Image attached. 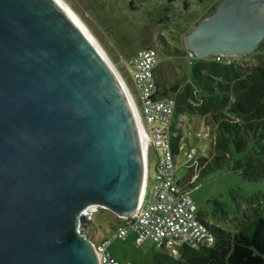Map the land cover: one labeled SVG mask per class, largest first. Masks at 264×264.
Listing matches in <instances>:
<instances>
[{
  "label": "water",
  "instance_id": "water-1",
  "mask_svg": "<svg viewBox=\"0 0 264 264\" xmlns=\"http://www.w3.org/2000/svg\"><path fill=\"white\" fill-rule=\"evenodd\" d=\"M264 0H223L185 36L196 58L248 55ZM148 142L109 56L61 0H0V264H99L84 211H139Z\"/></svg>",
  "mask_w": 264,
  "mask_h": 264
},
{
  "label": "rangeland",
  "instance_id": "rangeland-1",
  "mask_svg": "<svg viewBox=\"0 0 264 264\" xmlns=\"http://www.w3.org/2000/svg\"><path fill=\"white\" fill-rule=\"evenodd\" d=\"M64 1L98 40L123 77H126V60L129 57L141 48H156L162 60L157 70L162 87L189 77L194 58H189L188 52L187 55H177L176 48L188 51L184 43L186 34L223 0L193 3L189 10L181 9L178 2L170 4L166 0ZM236 58L249 65L260 63L264 60V41L256 52ZM127 72H130L129 69ZM183 119L184 122L180 123L177 117L173 120L176 135L182 136L179 144L182 149L177 155L178 175L190 190L197 213L203 219L236 231L247 225L257 213L264 212V179L251 182L229 164L222 169L204 172L198 160L208 157L212 147L210 138L205 136L207 129L204 121H191L187 115ZM192 149H197L196 157H190ZM158 154L162 155V150L151 151V170ZM198 168L200 178L195 185H191L187 180ZM117 222L115 213L100 209L92 216L87 232L96 243H100L114 232ZM110 252L123 264H161L160 258L163 264H170L167 257L170 252L161 249L152 239L138 243L136 235L114 240Z\"/></svg>",
  "mask_w": 264,
  "mask_h": 264
},
{
  "label": "trees",
  "instance_id": "trees-1",
  "mask_svg": "<svg viewBox=\"0 0 264 264\" xmlns=\"http://www.w3.org/2000/svg\"><path fill=\"white\" fill-rule=\"evenodd\" d=\"M166 1L178 2L181 9L189 10L193 3L205 0ZM187 52L176 48L177 55ZM159 96L176 97L178 123L184 122L185 115L191 121H204L205 136L210 138L212 146L209 156L199 159L204 172L229 164L251 182L264 179V60L249 65L238 58L226 63L213 56L195 57L189 77L170 86L159 84ZM172 130L173 151L178 153L182 136L174 135V126ZM201 219L211 226L215 244L197 249L185 247L180 258L167 256L170 264H264V212L257 213L236 231ZM162 260L159 263L163 264Z\"/></svg>",
  "mask_w": 264,
  "mask_h": 264
},
{
  "label": "built area",
  "instance_id": "built-area-1",
  "mask_svg": "<svg viewBox=\"0 0 264 264\" xmlns=\"http://www.w3.org/2000/svg\"><path fill=\"white\" fill-rule=\"evenodd\" d=\"M189 58L195 54L188 51ZM217 61L231 63L236 56L216 54ZM162 60L155 48H141L126 60L133 87L122 77L138 106L147 135V180L139 211L133 217H118L114 232L95 244L99 253V264H123L110 252L116 239H127L136 235L138 243L154 240L161 249L180 258L185 247L197 249L212 247L216 236L209 224L197 213L196 203L177 172V155L173 151V120L176 111V97L159 96L157 69ZM176 135V133H174ZM181 142V141H180ZM162 150L156 157L154 173L150 172L151 151ZM190 157L197 156L192 149ZM199 161V160H198ZM198 164H200L198 162ZM187 180L191 185L199 180V168ZM104 208L92 205L84 211L85 229L92 222V216Z\"/></svg>",
  "mask_w": 264,
  "mask_h": 264
},
{
  "label": "crops",
  "instance_id": "crops-1",
  "mask_svg": "<svg viewBox=\"0 0 264 264\" xmlns=\"http://www.w3.org/2000/svg\"><path fill=\"white\" fill-rule=\"evenodd\" d=\"M127 71H128V69H126ZM125 70V73H126V79H127V81H128V83L131 85V87H133V82H132V77H131V74H130V72H127ZM155 165H156V163L154 164V167H153V172H152V170H151V168H150V172L153 174L154 173V170H155ZM200 216V215H199ZM200 218H202L201 216H200Z\"/></svg>",
  "mask_w": 264,
  "mask_h": 264
},
{
  "label": "bare ground",
  "instance_id": "bare-ground-1",
  "mask_svg": "<svg viewBox=\"0 0 264 264\" xmlns=\"http://www.w3.org/2000/svg\"><path fill=\"white\" fill-rule=\"evenodd\" d=\"M74 14L75 12L70 8V6L64 1V0H61ZM76 15V14H75ZM77 16V15H76ZM78 17V16H77ZM79 18V17H78ZM80 19V18H79ZM81 20V19H80ZM82 22V21H81ZM83 23V22H82ZM84 24V23H83ZM85 25V24H84ZM87 28V27H86ZM88 29V28H87ZM89 30V29H88ZM90 31V30H89ZM91 33V32H90ZM92 34V33H91ZM93 35V34H92ZM94 36V35H93ZM96 39V38H95ZM97 40V39H96ZM98 41V40H97ZM99 43V42H98ZM100 44V43H99Z\"/></svg>",
  "mask_w": 264,
  "mask_h": 264
}]
</instances>
